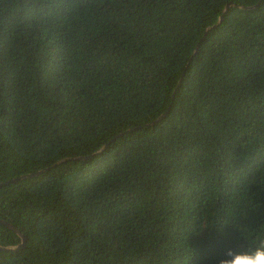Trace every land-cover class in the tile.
Here are the masks:
<instances>
[{"label": "trees", "instance_id": "1", "mask_svg": "<svg viewBox=\"0 0 264 264\" xmlns=\"http://www.w3.org/2000/svg\"><path fill=\"white\" fill-rule=\"evenodd\" d=\"M0 183L27 236L0 264L246 247L264 233V0H0Z\"/></svg>", "mask_w": 264, "mask_h": 264}, {"label": "clouds", "instance_id": "2", "mask_svg": "<svg viewBox=\"0 0 264 264\" xmlns=\"http://www.w3.org/2000/svg\"><path fill=\"white\" fill-rule=\"evenodd\" d=\"M218 264H264V233H259L244 248H229Z\"/></svg>", "mask_w": 264, "mask_h": 264}, {"label": "water", "instance_id": "3", "mask_svg": "<svg viewBox=\"0 0 264 264\" xmlns=\"http://www.w3.org/2000/svg\"><path fill=\"white\" fill-rule=\"evenodd\" d=\"M231 4L232 3H229V4H227V6H226V10H228L229 8H230V6H231ZM235 5H237V4H235ZM248 8H253V6H250V7H248ZM223 20V15L220 17V19H219V22L216 24V25H218V24H220L221 23V21ZM215 25V26H216ZM105 147H107V144L102 148V149H100L98 152H101V151H103V149L105 148ZM30 176V175H29ZM0 185H2L1 183H0ZM0 223H2V224H4V225H7V226H9L10 228H12V229H14L21 237H22V242L20 243V244H18V245H16V246H4V245H0V249H8V250H10V249H13V250H17V249H19L20 247H22V246H24L25 244H26V241H27V236L17 227V226H15L14 224H12L11 222H8V221H6V220H3V219H0Z\"/></svg>", "mask_w": 264, "mask_h": 264}]
</instances>
